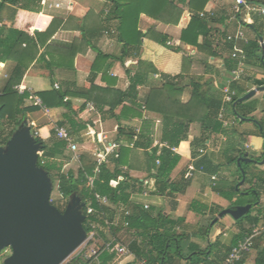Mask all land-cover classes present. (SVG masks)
Here are the masks:
<instances>
[{
  "label": "trees",
  "instance_id": "obj_1",
  "mask_svg": "<svg viewBox=\"0 0 264 264\" xmlns=\"http://www.w3.org/2000/svg\"><path fill=\"white\" fill-rule=\"evenodd\" d=\"M43 0H0V11L7 4H19L21 7L32 11L39 12L42 8ZM210 0H106V8L102 10L103 17L101 28L96 30L98 33L102 29H106L109 35L116 37L123 43V51L119 57L111 54L103 53L97 49V57L92 65V74L96 75L102 72L101 83L99 85H91L90 94L83 92H72L62 90L61 88H53L48 91L37 93L42 104L27 105V100L31 98V93L24 89L22 93L15 88L26 70L36 59L40 50V46H44L52 38L58 29L53 28L55 21L52 22L49 29L45 32H36L35 37L29 35L26 31L11 28L5 36H0V62L13 60L16 62L15 68L9 75L8 79L0 89V145H5L12 134L20 127L27 114L41 110L43 106L47 108L66 107L69 113L64 119L58 123V126H69V130L73 136V140L78 143L96 141L98 135L93 129V124L79 120L80 114L84 107H77L69 100V95L85 96L88 99L95 100L97 94L110 95V110L114 111L118 106L127 100L136 99L137 86L143 81L141 71H137L131 75L130 67L137 65L139 69L143 65L142 55V38L151 37L158 43L168 46L174 51L180 50V47L169 45V36L149 28L146 33L140 29L141 15L163 22L165 24H179L181 17L185 11L192 13L191 20L186 28L181 32L180 41L189 45L198 47V49L207 51L215 55V51L211 49L210 38L215 31L214 22H218V18L211 13H207L206 8ZM252 4H260L261 1L249 0ZM241 17V13H238ZM253 25L244 23L252 28L256 37L246 42L243 49L246 52L247 59L255 57L262 65H264V51L259 40L264 37V15L257 12L253 13ZM188 17V15H187ZM84 34L87 30L83 29ZM114 31V33H112ZM202 37V42L200 38ZM228 42L229 50H233L235 43L225 37ZM87 39V37H86ZM237 44V43H236ZM93 46V45H92ZM94 48V46H93ZM74 53L69 66H74ZM44 54L40 55L42 59ZM113 59L120 60L129 76V85L125 90H119L112 87L111 77L108 70L111 66L110 61ZM129 60V61H127ZM229 68H234L238 64V60L232 56L226 62ZM51 65V64H49ZM152 71H156L153 67ZM244 75V74H243ZM256 86H264V79H251ZM242 80V79H241ZM241 80L233 81L231 87L237 92V96L228 104L225 119L233 120L234 123H243L251 121L257 129V135L264 139V118L257 119L254 112L257 110L255 106L250 105L249 101H239V98L248 92L242 87ZM116 81V79L114 80ZM114 83V82H113ZM183 87L178 82L166 81L160 86L153 87L146 101L145 109L148 111L159 113L163 116L164 128L162 143H166L159 152L158 146H152V120H144L139 129H119V135H124L130 142L134 143L135 148L146 149L147 170L149 176L155 180L156 187L151 192L157 194H177L185 193L191 183L185 174L178 180L172 179V172L181 161L182 154H191L192 157L200 155V147L206 146L207 139L212 134L230 135L229 129L233 126H224L219 119L222 108L221 98L208 97L202 91L201 83L197 80L192 82L191 98L187 102L181 100ZM100 95V94H99ZM134 106L124 105L121 115L143 116L142 105L133 102ZM78 118V119H77ZM198 123L201 126V135L189 140L190 127L192 124ZM39 133L33 129V134L38 143L42 146V156L39 157L38 163L53 178L52 181H58V189L65 199H69L71 195H79L84 202L93 206L96 210L93 214L87 213V206L84 207V213L87 219L84 223L86 230H91L90 221L99 224L100 234H104L106 229L116 233L118 228H126L132 233L134 239L130 242L129 248L135 254L136 258L144 259L149 264H178L177 261L185 259L186 264H222L229 255L232 247L237 241L245 235L252 224L264 221V210L260 205L261 189L264 187V142L260 147L261 152L257 156H251L253 160L242 161L238 165V178L235 179L229 189H215V191L229 201V207L235 205L252 204L251 210L242 218L235 220L239 224V232L233 237L229 244H224L219 240L210 241L206 248H202L200 244L192 241V237L207 239L211 229L219 223V220L212 222L216 215L225 207L213 205L212 208L193 200L189 208L196 213L205 214V211L211 209L212 217L208 224L201 225L195 233L185 230V218L174 217L166 213L162 209L155 206L145 207L141 203L133 202L131 196L134 192L143 190L144 180L133 178L129 169L133 168L130 163V156L133 148L129 146H121L110 157L109 163H103L99 172L94 174L96 163L91 165L84 164V157L81 156V165L78 172L72 169L65 171V163L71 159V152L67 150V141L59 139L56 131L47 132L42 135L40 132L48 131L46 126L39 127ZM36 132L38 134H36ZM249 133H247L248 135ZM137 139H134V136ZM225 147H221V155L224 163H238V160L245 156L246 152L240 147L238 140L227 137L225 139ZM171 147H176L177 152ZM159 160V164L157 163ZM212 161L202 160L199 164L205 170L211 173L219 172L223 164L211 167ZM239 164V163H238ZM257 168L255 169L251 168ZM245 173V181L240 184ZM94 175L93 185L88 183V176ZM238 186V188H237ZM96 194L107 196L111 202L110 205H101ZM253 194L255 199L243 201V197ZM126 210L129 214L126 215ZM119 219V220H118ZM128 226H124L125 223ZM263 243V247L259 250L256 263L264 264V237H258L254 247H258ZM186 249V252L184 250ZM247 253L243 258L234 264H243ZM91 259H86L82 255L72 258L66 264H89ZM115 259V254L106 250L98 251V264H111ZM3 261L0 259V264ZM126 264L130 262L126 261Z\"/></svg>",
  "mask_w": 264,
  "mask_h": 264
},
{
  "label": "crops",
  "instance_id": "obj_2",
  "mask_svg": "<svg viewBox=\"0 0 264 264\" xmlns=\"http://www.w3.org/2000/svg\"><path fill=\"white\" fill-rule=\"evenodd\" d=\"M258 1H261L262 4L264 3V0ZM41 4L42 8L39 12L26 10L21 7V3L16 5L7 4L0 11V36H5L9 29L13 27L26 31L29 35L35 37L36 32H45L49 29L53 21H55L53 28L58 26L57 31L47 44L40 46L37 59L24 70L23 77L15 85V88L19 86L31 93V98L27 100V105L38 104L36 102V98H39L37 93L56 88V84L62 90L90 94L92 83L93 85H99L102 78V72L96 75L92 74V65L98 54L97 49L115 57H119L123 51V43L116 37L106 34V29H102L99 33L96 31L101 28L102 10L106 8V0H43ZM233 4L234 0H210L206 8H204L207 13L214 14L218 18V22L212 24L215 31H213L210 38L212 43L211 49L215 51V55L180 41L179 38L182 30L188 26L191 20V12L185 11L177 25L165 24L142 14L140 29L144 33L149 28H153L160 33H165L169 36V41L172 42L169 45L180 47V50L174 51L168 46L158 43L151 37H143L141 59L144 63L141 69L137 65H132L130 70L131 75L137 71H141L144 81L137 86L138 93L136 94V99L125 101L114 111L110 110L109 102L112 101L110 95L105 96L101 93L99 95L97 92H94L95 96L98 95L95 100L78 95H69L68 97L73 105L84 107L79 120L92 123L93 129L98 135L96 141L77 142L79 149H82L80 153L84 157V164L87 166L91 165L93 161V164L95 163L96 156L94 155V149L97 146L100 147L99 137L101 134H106L109 136L108 138L119 140L124 144L122 146H127L126 144H128L129 147L134 149L130 156V163L133 165V168L129 169L130 175L133 178H137V180H144L143 190L141 192H134L131 200L155 206L174 217H184L186 227L189 223H192L191 219L194 216L200 215L199 218L196 217L197 221H194L193 226H196L195 229L193 228L192 231H188L191 233H195L201 226V221L210 216V208L215 203L225 208L229 207V201L218 194L215 189H228L236 179V177L234 179L231 178L234 173L230 175V178L227 175L225 176V174L222 176V166L219 172L211 173L205 169L202 170V166L199 164L203 159L212 161L211 167L223 164L224 159L221 155V147H225V139L227 137L238 140L240 147L245 150L249 157L259 155L264 139L257 135L254 123L251 121L243 123L235 122L231 129H229V136L227 134H212L207 139V145L200 147V149H205V153H200L196 158L192 157L191 154H182L181 161L173 170L171 177L178 180L185 174L191 179V183L185 193L177 194H155L151 192L156 185L155 180L149 176V171L147 170V150L132 146L133 142H130L124 135H119V129L123 128L127 130L131 128L137 130L142 126L144 120H152V134L150 136L152 146H158L159 143H162L163 116L159 113L146 110L145 101L148 97L147 94H149L153 87L160 86L166 81L178 82L183 87L181 100L187 102L191 98L192 82L197 80L201 83L204 94L208 97L221 98L223 106V88L231 80V70L233 69L229 68L226 64L231 57L232 51L229 50L225 37L234 35L239 28L243 30L248 41L256 37L254 30L244 24L253 25L254 20L252 15L254 12L243 8L239 12L241 13V17H239L238 13L233 12ZM84 28L87 30L86 34H84ZM262 38L264 44V37ZM200 42H202V37L200 38ZM245 44L246 41L244 39L237 41V45L242 49ZM75 52L74 66L71 67L69 65ZM42 53L44 57L39 59ZM110 63L108 75L111 79H116V81L111 80L112 84H114L112 87L122 91L125 90L129 85V76L126 73L124 64L117 59L111 60ZM15 65L16 62L13 60L0 62V72L2 75L0 76V89L14 70ZM153 67L156 71H152ZM249 77L251 79H264V65L255 57H249L244 63V75L241 84L248 92L259 87L247 79ZM247 101L257 109L254 112V116L257 119L264 118V90L257 91ZM133 102L142 105L143 116L121 115L123 106H134ZM90 105H93V109H91ZM224 106L227 110L228 104ZM67 113H69V109L66 107L47 108L43 106L39 111L28 113L26 119L38 133L39 127L46 126L48 131L40 132V134L46 135L52 129L55 130L58 123L64 119ZM66 127L69 128L68 125ZM247 133L249 134L247 135ZM200 135V124H192L189 140ZM73 163L74 161L68 160L64 167L72 166ZM80 165L81 162L79 161L78 169ZM213 175L217 177L215 181L211 179ZM221 177L224 179V183L219 182L218 178ZM146 181H148L147 184H145ZM193 200H197L210 208L205 211V214L196 213L189 208ZM260 205L264 210V187L261 189ZM219 222L218 228L215 230L211 229L209 237L206 239L207 245L202 243L204 238L193 236L192 241L200 244L202 248H206L210 241L213 242L215 240L229 244L239 232V224L236 223L235 219L234 221H229L226 217L220 218ZM122 229L126 228L122 227ZM128 233L130 234L131 232L129 231ZM228 236H230V240H228ZM133 239L134 236L129 241V244ZM262 247L263 243L248 252L243 264H255L258 252ZM177 262L178 264L187 263L185 259Z\"/></svg>",
  "mask_w": 264,
  "mask_h": 264
},
{
  "label": "water",
  "instance_id": "obj_3",
  "mask_svg": "<svg viewBox=\"0 0 264 264\" xmlns=\"http://www.w3.org/2000/svg\"><path fill=\"white\" fill-rule=\"evenodd\" d=\"M260 41L264 49L262 37ZM259 90L264 86L246 92L239 101L250 99ZM41 151L27 119L0 145V253L11 249L2 264H61L87 238L86 202L73 194L63 211L52 202L54 182L38 163ZM241 160L253 159L246 154L239 165ZM242 173L240 184L245 181ZM251 208V203L224 208L212 222L225 215L238 220Z\"/></svg>",
  "mask_w": 264,
  "mask_h": 264
},
{
  "label": "built area",
  "instance_id": "obj_4",
  "mask_svg": "<svg viewBox=\"0 0 264 264\" xmlns=\"http://www.w3.org/2000/svg\"><path fill=\"white\" fill-rule=\"evenodd\" d=\"M233 12L234 13H239L241 12V10L243 8H246L248 11H252V12H257L261 15H264V6L262 7V5L260 4H252L250 3L248 0H234V4H233ZM106 34H109L108 31H105ZM112 33H114V31H112ZM228 40L233 41L235 43V46L233 48L231 56L235 59L238 60V64L236 65V67H234L231 70V75L232 78L229 81V83L223 88V106L221 108L220 114H219V119L223 122L224 126H230L231 124L234 123V121H229L227 119H225V111L226 108L224 105L229 104L233 101L234 97L237 96V91L235 89H233L231 87V83L233 81H237V80H241L244 74V63L247 59L246 56V52L244 51V49H242L241 47H239L236 43L238 40L240 39H244L246 42H248V39L245 37V34L243 32L242 29H238L236 31V33L234 35H228L227 37ZM260 45H262V42L259 40ZM168 44H172L171 41H168ZM56 88H59V85L56 84L55 85ZM16 89L19 91V93H22L24 91V89L22 87L17 86ZM36 102L38 104H42V101L40 98H36ZM91 109H93V105H90ZM57 137L59 139H63L65 141H67V150L69 152H71L72 156H71V161H75V162H79L81 159V153L79 152V145L77 142H75L72 138V134L70 132V130L66 127V126H57L55 128ZM36 134H38L36 132ZM109 136L106 134H101L100 135V139H99V143H100V147H96L94 149V155L96 156V166L94 169V174H97L99 172L100 166L103 163H109L110 161V156L113 155L122 145H124L122 142H120L117 139H111L108 138ZM134 139H137V136L135 135L133 137ZM127 146H129L128 144H126ZM132 146H134V143L131 144ZM164 146H167L166 143H159L158 147H159V152L158 154L161 153V150ZM171 149L175 152H177V148L176 147H171ZM201 154L205 153V149L201 148L200 150ZM43 152H40V156H42ZM157 163L159 164V160H157ZM193 169V167H192ZM201 169L203 170L204 168L201 167ZM216 175H213L211 179H213V181L215 180ZM94 175H90L88 176V183L90 185H93L94 182ZM148 181L145 182V184H147ZM96 199L97 201L101 204V205H110L111 202L109 200V198L107 196L104 195H100V194H96ZM145 207H149V205L147 204H143ZM87 213L88 214H93L96 212L95 208L93 206H91L90 204H87ZM126 215L129 214V211L126 210ZM87 216V215H86ZM125 225L124 226H128L127 222H124ZM89 226L91 228V230L88 232L87 231V238L84 241L85 245L88 244H94L95 241L97 240V238H99L101 236L100 232H99V224L96 223L95 221H90ZM264 237V221L256 223V224H252L249 228L248 231L245 232V235L240 238L237 243L232 247L229 255L227 256V258L225 259L224 263L222 264H234L237 261L241 260L244 256L245 253L250 252L255 245V241L258 237ZM93 241V242H92ZM83 242V243H84ZM102 250H106L109 252H112L115 254V259L111 264H126V261L130 262V264H149L146 260L144 259H139L136 258L135 254L130 250L129 245L125 244L122 240L118 239L117 237H114L113 239H111L110 241H107L105 243L102 244V246L98 249V251H102ZM98 251L95 252L94 256L95 259L97 261V255H98ZM83 256V255H82ZM87 256V255H86ZM86 258V257H85ZM88 258V257H87ZM86 258V259H87Z\"/></svg>",
  "mask_w": 264,
  "mask_h": 264
},
{
  "label": "rangeland",
  "instance_id": "obj_5",
  "mask_svg": "<svg viewBox=\"0 0 264 264\" xmlns=\"http://www.w3.org/2000/svg\"><path fill=\"white\" fill-rule=\"evenodd\" d=\"M0 76H2L1 75V72H0ZM81 150L82 149H80L79 150V152H81ZM85 153H87V152H85ZM90 153V152H89ZM88 154V153H87ZM92 156V155H91ZM94 162V161H93ZM93 162H91L92 164H93ZM96 162V161H95ZM78 163L79 162H75L74 161V163H73V165L72 166H69V167H64V169H65V171H67L68 169H70V167H71V169L75 172V173H77L78 172ZM238 163L236 164V163H227V162H225V163H223V165H222V169H221V175L223 176L224 174H225V176L227 175V177H229L230 178V175L232 174V173H234V174H232V176L234 175V177H232L231 176V178H235L236 177V179L238 178ZM251 169H255V171H257V168L256 167H254V168H251ZM220 181V183H224L225 181H224V179L221 177V178H218ZM228 179V178H227ZM216 180V179H215ZM214 180V181H215ZM54 182V188H53V191H52V202L56 205V206H58L62 211L65 209V207H66V205H67V203H68V201H69V199H65V198H63V196L60 194V192H59V189H58V181H53ZM229 188H230V186H229ZM228 188V189H229ZM255 199V197H254V195L253 194H250V195H247V196H245V197H243V201L244 202H246V201H248V200H254ZM136 201V200H135ZM152 203V202H151ZM153 205V204H152ZM164 205H166V204H164ZM214 205H218V204H214ZM218 215V214H217ZM196 217H200V215H196V216H194V218L193 219H191V222L192 223H189V225L187 226V227H185V230H187V231H192V229L194 228L195 229V227L196 226H193L194 225V221H197V218ZM212 217V214H210V216L209 217H206V218H204L202 221H201V223L202 224H208V222H209V220H210V218ZM224 217H226V219H229V221H234V218L232 217V216H230V215H225ZM223 217V218H224ZM119 220V219H118ZM201 224V225H202ZM219 225H220V222L219 223H217L214 227H213V229L215 230L216 228H218L219 227ZM129 231L127 230V229H122V228H120L119 229V231H116V233H113V232H111L110 230H108V229H106L105 231H104V234H101V236L99 237V238H97V240L95 241V243L94 244H88V245H85V242L82 244V245H80L63 263H61V264H66V263H68L72 258H74V257H76V256H78V255H83L84 257H88L87 259H91L93 256H94V254H95V252L96 251H98V249L102 246V244L103 243H105V242H107V241H110L111 239H113L114 237H117L118 239H120V240H122L125 244H129V241L131 240V238H133V235H132V233H128ZM212 235V234H211ZM228 240H230V236H228ZM93 242V241H92ZM204 245H207V242H206V239H204L203 240V242H202ZM184 252H186V249L184 250ZM9 255H11V249L10 248H7V249H5V250H3L1 253H0V259H2V261L7 257V256H9ZM87 255V256H86ZM95 259V258H94ZM91 260L90 262H89V264H98V262L96 261V260Z\"/></svg>",
  "mask_w": 264,
  "mask_h": 264
}]
</instances>
